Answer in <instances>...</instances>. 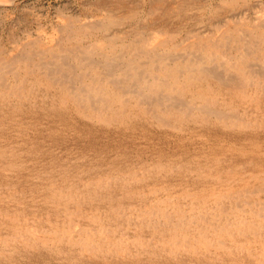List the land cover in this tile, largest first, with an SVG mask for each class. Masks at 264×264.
Here are the masks:
<instances>
[{"label":"bare ground","instance_id":"bare-ground-1","mask_svg":"<svg viewBox=\"0 0 264 264\" xmlns=\"http://www.w3.org/2000/svg\"><path fill=\"white\" fill-rule=\"evenodd\" d=\"M40 1L0 0V264H264V0Z\"/></svg>","mask_w":264,"mask_h":264},{"label":"rangeland","instance_id":"rangeland-1","mask_svg":"<svg viewBox=\"0 0 264 264\" xmlns=\"http://www.w3.org/2000/svg\"><path fill=\"white\" fill-rule=\"evenodd\" d=\"M43 4H42V3ZM64 2H65V0H42V1H40L39 3H40V9H41V11H42V14L43 15H41V16H44V13H49L48 14V16L49 17H53L54 16V13H55V11H54V7H56V6H59V5H62V4H64ZM56 4V5H55ZM48 6V7H47ZM53 7V8H52ZM53 9V10H52ZM45 10V11H44ZM47 10H48V12H47ZM50 10V11H49ZM54 11V12H53ZM51 12L53 13L52 15H50L51 14Z\"/></svg>","mask_w":264,"mask_h":264}]
</instances>
